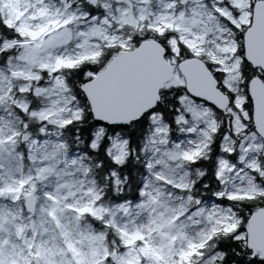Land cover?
I'll return each instance as SVG.
<instances>
[{
	"label": "snow or ice",
	"instance_id": "6c2138e0",
	"mask_svg": "<svg viewBox=\"0 0 264 264\" xmlns=\"http://www.w3.org/2000/svg\"><path fill=\"white\" fill-rule=\"evenodd\" d=\"M0 264H264V0H0Z\"/></svg>",
	"mask_w": 264,
	"mask_h": 264
}]
</instances>
